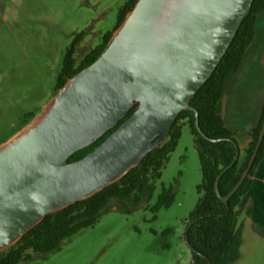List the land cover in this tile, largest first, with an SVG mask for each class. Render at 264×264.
Here are the masks:
<instances>
[{
  "label": "water",
  "instance_id": "obj_1",
  "mask_svg": "<svg viewBox=\"0 0 264 264\" xmlns=\"http://www.w3.org/2000/svg\"><path fill=\"white\" fill-rule=\"evenodd\" d=\"M253 1L137 0L95 61L67 79L37 120L0 144V252L47 215L124 176L166 140L183 111L193 113L204 140L234 147L231 162L214 182L216 197L227 207L257 155L264 120L246 168L221 196L219 179L238 160L239 149L233 140L205 136L190 102L228 50ZM135 105L98 146L68 161Z\"/></svg>",
  "mask_w": 264,
  "mask_h": 264
},
{
  "label": "rangeland",
  "instance_id": "obj_2",
  "mask_svg": "<svg viewBox=\"0 0 264 264\" xmlns=\"http://www.w3.org/2000/svg\"><path fill=\"white\" fill-rule=\"evenodd\" d=\"M126 0H0V144L37 120L51 103L66 50L74 38L75 65L111 31ZM151 198L141 195L109 202L97 222L46 255L30 252L17 264H188L183 239L189 214L200 194L199 160L193 136L181 125L180 136ZM173 202L153 213L161 188Z\"/></svg>",
  "mask_w": 264,
  "mask_h": 264
},
{
  "label": "trees",
  "instance_id": "obj_3",
  "mask_svg": "<svg viewBox=\"0 0 264 264\" xmlns=\"http://www.w3.org/2000/svg\"><path fill=\"white\" fill-rule=\"evenodd\" d=\"M136 1H125L118 11L114 28L105 33L100 44L88 52L77 65L74 62V52L80 41V36L73 39L66 50L61 71L54 85V93L68 78L95 61ZM262 11H264V0H254L247 17L241 23L228 50L214 72L190 102V105L198 111V124L201 132L210 139H230L235 141L233 132L224 126L217 112V105L223 96L229 79L239 69L245 51L254 38L255 19ZM135 107L136 105L113 129L109 130L89 147L74 153L68 161L78 160L98 146L132 113ZM263 120L264 105L257 125L249 134L251 140L244 151L243 158L239 160L238 157V160L219 179L218 191L221 196H225L231 190L246 168ZM181 125H187L193 136L202 176L201 183L197 186V192L200 197L194 210L189 214L183 234V239L190 246L191 259L188 264H228L233 262L238 257L237 249L240 243L241 225L237 224L239 204L250 189L254 171L263 157L264 136L247 177L229 198L226 207L216 197L214 182L220 171L231 162L235 153L234 147L228 141L212 143L204 140L194 127L193 113L183 111L171 126L166 140L159 147L148 153L138 165L116 182L88 199L76 202L63 210L47 215L14 245L0 252V264H17L20 261H27L30 258V252L46 255L58 250L63 241L68 240L71 236L86 228L92 227L97 222L101 209L113 199H118L120 203H123L129 198H133L134 204H137L140 196L146 194L148 201L153 191L150 183L159 178V171L164 166L168 154L173 151L179 139ZM172 202L173 195L170 189L162 187L155 204L151 207V211L155 213L160 209H167ZM189 224L190 226L188 227Z\"/></svg>",
  "mask_w": 264,
  "mask_h": 264
},
{
  "label": "crops",
  "instance_id": "obj_4",
  "mask_svg": "<svg viewBox=\"0 0 264 264\" xmlns=\"http://www.w3.org/2000/svg\"><path fill=\"white\" fill-rule=\"evenodd\" d=\"M264 105V11L255 19L254 38L217 105L224 126L234 134L239 160L250 142ZM238 257L228 264H264V153L239 204Z\"/></svg>",
  "mask_w": 264,
  "mask_h": 264
}]
</instances>
